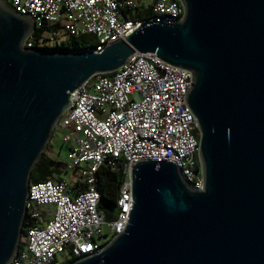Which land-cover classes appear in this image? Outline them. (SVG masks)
I'll use <instances>...</instances> for the list:
<instances>
[{"label": "water", "instance_id": "water-1", "mask_svg": "<svg viewBox=\"0 0 264 264\" xmlns=\"http://www.w3.org/2000/svg\"><path fill=\"white\" fill-rule=\"evenodd\" d=\"M179 1V22L70 52L25 47L35 20L0 0V264L20 249L32 171L74 94L148 53L192 73L202 190L174 161L133 162L123 233L71 264H264V0Z\"/></svg>", "mask_w": 264, "mask_h": 264}, {"label": "built area", "instance_id": "built-area-1", "mask_svg": "<svg viewBox=\"0 0 264 264\" xmlns=\"http://www.w3.org/2000/svg\"><path fill=\"white\" fill-rule=\"evenodd\" d=\"M17 14L38 24L60 25L68 37L93 36L95 52L125 39L143 22L176 23L184 18L179 0H155L152 15L121 19L137 8L134 0H5ZM44 44V43H43ZM25 47L33 48V35ZM157 55L136 54L118 71L98 74L73 97L59 126L70 146L71 171L59 182L31 183L27 203V233L10 264H71L96 254L123 233L131 201V165L138 160L174 161L183 179L202 190L197 121L186 104L192 73L171 66ZM102 167L124 170L117 214L106 219L99 209L102 192L97 173ZM79 191L74 194V188ZM54 205V217L40 209ZM104 229L106 232L104 233ZM70 259L61 261L67 253Z\"/></svg>", "mask_w": 264, "mask_h": 264}, {"label": "trees", "instance_id": "trees-1", "mask_svg": "<svg viewBox=\"0 0 264 264\" xmlns=\"http://www.w3.org/2000/svg\"><path fill=\"white\" fill-rule=\"evenodd\" d=\"M138 12L135 15H130L126 10L122 11L124 19H144L152 15V6L145 10L140 11L137 7ZM60 25H49L47 23L38 24L36 31L33 34L34 47L52 50V51H70L79 52L94 49L95 39L93 36H81V37H66V39H61L59 36ZM53 41L52 45H43L45 42ZM112 75V74H108ZM198 132V131H196ZM64 163L58 162L51 159L46 155V152L42 154L39 161L37 162L35 168L32 171L31 183H39L55 178V181L59 182L61 180L67 179L62 177L61 174H68L67 169H63ZM98 184L102 192V200L99 205L100 211L103 212L106 219H113L114 212L113 208L116 207L117 200L120 193V187L124 182V170L113 171L109 167H102L98 173ZM74 194L79 191V186L74 188ZM30 221L26 219L23 234L27 233V226ZM26 227V229H25ZM22 248V243L20 245Z\"/></svg>", "mask_w": 264, "mask_h": 264}, {"label": "rangeland", "instance_id": "rangeland-1", "mask_svg": "<svg viewBox=\"0 0 264 264\" xmlns=\"http://www.w3.org/2000/svg\"><path fill=\"white\" fill-rule=\"evenodd\" d=\"M155 0H134V2L136 3L137 7L140 9V11H145L147 9H149ZM138 12V10H133V11H129L128 13L130 15H135ZM122 20H124V17H121ZM59 36L61 39H66L67 34L60 28L59 29ZM53 41H49V42H45V44L43 45H52ZM198 131V130H197ZM196 137L199 139V131L195 132ZM63 136H64V131L61 129V127L59 125L56 126V128L54 129L53 135L50 139V142L45 150L46 155L48 157H50L51 159H54L58 162H62V163H69L68 161V153L70 151V146L65 144L63 142ZM71 171H68V174L64 173L61 174L62 177H69ZM51 181L53 182H57L55 181V178L51 179ZM56 207L54 205H47L43 208H41L39 211L42 215H47L48 218L46 219V222H48L49 220H51L54 217V212H55ZM113 212L115 213V215L117 214V208L114 207L113 208ZM26 229V227H25ZM106 232V230L104 229V233ZM59 259L61 261L65 260V259H70V255L67 253H65L64 255H60Z\"/></svg>", "mask_w": 264, "mask_h": 264}]
</instances>
